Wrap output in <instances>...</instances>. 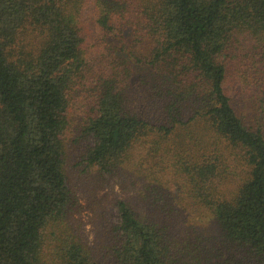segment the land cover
<instances>
[{
  "label": "trees",
  "instance_id": "1",
  "mask_svg": "<svg viewBox=\"0 0 264 264\" xmlns=\"http://www.w3.org/2000/svg\"><path fill=\"white\" fill-rule=\"evenodd\" d=\"M0 264H264V0H0Z\"/></svg>",
  "mask_w": 264,
  "mask_h": 264
},
{
  "label": "rangeland",
  "instance_id": "2",
  "mask_svg": "<svg viewBox=\"0 0 264 264\" xmlns=\"http://www.w3.org/2000/svg\"><path fill=\"white\" fill-rule=\"evenodd\" d=\"M116 189V188H115ZM100 194L99 195H102L103 197H104V199H110V201L112 200V199H114V195H115V191H112L110 188H107V189H104V190H101L100 192H99ZM199 225V224H198ZM200 226V225H199ZM198 226V227H199ZM201 227V226H200ZM209 230V229H208ZM208 230H206L205 232H206V234H205V236H207V234H209V232H208Z\"/></svg>",
  "mask_w": 264,
  "mask_h": 264
}]
</instances>
